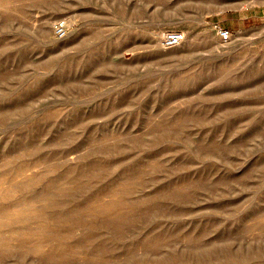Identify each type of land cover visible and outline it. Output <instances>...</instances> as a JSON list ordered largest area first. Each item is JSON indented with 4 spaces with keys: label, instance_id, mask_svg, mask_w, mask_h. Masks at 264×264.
<instances>
[{
    "label": "rangeland",
    "instance_id": "374dc122",
    "mask_svg": "<svg viewBox=\"0 0 264 264\" xmlns=\"http://www.w3.org/2000/svg\"><path fill=\"white\" fill-rule=\"evenodd\" d=\"M216 1L1 0L0 264H264V0Z\"/></svg>",
    "mask_w": 264,
    "mask_h": 264
},
{
    "label": "bare ground",
    "instance_id": "6f19581e",
    "mask_svg": "<svg viewBox=\"0 0 264 264\" xmlns=\"http://www.w3.org/2000/svg\"><path fill=\"white\" fill-rule=\"evenodd\" d=\"M216 1V0H215ZM218 1V0H217ZM216 1V2H217ZM0 2H1V0H0ZM218 3V2H217ZM226 3V2H225ZM233 3V2H232ZM225 5V4H224ZM233 5V4H232ZM51 26V25H50ZM52 27V26H51ZM51 27L50 28H48L49 29V31H51ZM48 31V30H47ZM114 107V106H113ZM121 108V107H120ZM119 108V109H120ZM114 109H117V108H114ZM182 116V115H181ZM177 119V118H176ZM179 120V119H178ZM188 120V119H187ZM183 121V120H182ZM181 121V122H182ZM187 122V121H186ZM175 124H177V123H175ZM181 123H179V125H180ZM162 124H160V126H161ZM182 125V124H181ZM163 126V125H162ZM71 154V153H70ZM68 156H70L69 154H68ZM72 158V157H71ZM33 167H35V166H33ZM33 167H27V168H25V174H27ZM130 180H131V178H130ZM134 179H132V181H133ZM126 180H124L123 182H124V184L125 183H127V182H125ZM130 182V181H129ZM132 183L133 182H131V185H132ZM1 185V184H0ZM130 185V186H131ZM3 186V185H2ZM133 186V185H132ZM1 187V186H0ZM183 187V186H182ZM129 188V187H128ZM130 189V188H129ZM128 189V190H129ZM53 190V189H52ZM40 195V194H39ZM2 197H3V195H2ZM0 198H1V196H0ZM3 199H6V197L4 196L3 197ZM93 201H94V199H93ZM27 216V215H31V211H30V209L29 208H27L26 206H25V203L24 202H20V203H12V205L10 206V207H4V208H0V229L2 230V228L1 227H6V230L8 229V231H4V230H2V231H4V232H0V249H2V247L3 246H5V245H8L9 243H7V244H4L3 245V242L4 241H8V240H4L2 237L4 236H6V234L8 233H10V235H18V237H23V236H25L26 234H27V231L26 230H23V228H20V227H18L19 225H20V223H18V221L20 220V219H22V217L23 216ZM26 219H27V217H25ZM29 218H30V216H29ZM25 219V220H26ZM31 219V218H30ZM29 219V220H30ZM28 219H27V221H26V223L29 221ZM23 221H24V219H23ZM25 222V221H24ZM19 225H18V224ZM25 223V224H26ZM28 224V223H27ZM22 226V225H21ZM26 226V225H25ZM41 227V226H40ZM39 227V228H40ZM39 228H36V229H38V230H40L41 231V229H39ZM42 228V227H41ZM45 228V227H44ZM27 229V228H26ZM28 230V229H27ZM42 230H45L46 231V229H42ZM26 231V232H25ZM29 231V230H28ZM44 231V232H45ZM48 232V231H47ZM29 233V232H28ZM40 234V233H39ZM7 239V238H6ZM8 242H10V240L8 241ZM11 244H12V242H10Z\"/></svg>",
    "mask_w": 264,
    "mask_h": 264
},
{
    "label": "built area",
    "instance_id": "2783aa9c",
    "mask_svg": "<svg viewBox=\"0 0 264 264\" xmlns=\"http://www.w3.org/2000/svg\"><path fill=\"white\" fill-rule=\"evenodd\" d=\"M64 27L65 26L63 23L61 25H59L58 31L60 34H62L64 32ZM220 36H221V39L223 41L227 42L230 40L232 35H231V32L229 30L221 29L220 30ZM183 39H184V34L181 32L169 33L164 38V44L167 47H175V46L180 45L182 43Z\"/></svg>",
    "mask_w": 264,
    "mask_h": 264
}]
</instances>
